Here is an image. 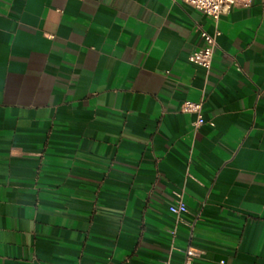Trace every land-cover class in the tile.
<instances>
[{"label": "crops", "instance_id": "obj_1", "mask_svg": "<svg viewBox=\"0 0 264 264\" xmlns=\"http://www.w3.org/2000/svg\"><path fill=\"white\" fill-rule=\"evenodd\" d=\"M217 27L207 75L181 0H0V264H264V0Z\"/></svg>", "mask_w": 264, "mask_h": 264}, {"label": "built area", "instance_id": "obj_2", "mask_svg": "<svg viewBox=\"0 0 264 264\" xmlns=\"http://www.w3.org/2000/svg\"><path fill=\"white\" fill-rule=\"evenodd\" d=\"M192 8L202 12L208 17L215 25L216 30L213 34H209L205 31L202 32L205 44L202 47H198L190 50L185 59L190 64L202 69L207 75L211 72L213 57L215 51L218 49V38L221 35L220 30L217 27L220 17L228 13L231 9L237 6H250L252 0H181ZM181 110L184 112H194L197 114L195 126L202 125L204 117L202 114L201 102L185 101L182 103ZM169 211L173 213L177 221H182V215L188 212L185 201L182 197H179L175 204L169 206ZM175 235V233L173 232ZM174 238V237H173ZM175 242V238L173 239ZM187 258L198 255L196 251L191 248L186 250ZM169 264V263H166Z\"/></svg>", "mask_w": 264, "mask_h": 264}]
</instances>
